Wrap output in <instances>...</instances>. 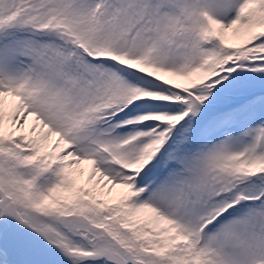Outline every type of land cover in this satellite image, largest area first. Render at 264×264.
<instances>
[{
    "label": "snow or ice",
    "instance_id": "6c2138e0",
    "mask_svg": "<svg viewBox=\"0 0 264 264\" xmlns=\"http://www.w3.org/2000/svg\"><path fill=\"white\" fill-rule=\"evenodd\" d=\"M0 264H264V0H0Z\"/></svg>",
    "mask_w": 264,
    "mask_h": 264
}]
</instances>
